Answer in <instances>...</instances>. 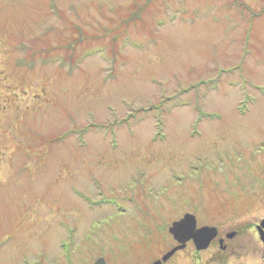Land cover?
<instances>
[{
  "label": "rangeland",
  "instance_id": "1",
  "mask_svg": "<svg viewBox=\"0 0 264 264\" xmlns=\"http://www.w3.org/2000/svg\"><path fill=\"white\" fill-rule=\"evenodd\" d=\"M261 169L264 0H0V264L129 263Z\"/></svg>",
  "mask_w": 264,
  "mask_h": 264
},
{
  "label": "flooded vegetation",
  "instance_id": "2",
  "mask_svg": "<svg viewBox=\"0 0 264 264\" xmlns=\"http://www.w3.org/2000/svg\"><path fill=\"white\" fill-rule=\"evenodd\" d=\"M263 174L264 169L255 173L248 187L250 171L238 172L240 183L237 184L251 190L241 196L217 201L213 204L215 211H202L199 202L195 214L184 210L183 214L170 219L167 226L142 230L144 235L137 242L142 244L134 245L131 261L124 264H264V180L260 177ZM235 176L233 174L232 178ZM254 184L259 187H253ZM186 215L194 217L192 236L195 237L186 238L185 235L182 237L185 239L178 242L169 228ZM150 221L151 225L155 224V219ZM145 226L143 224L142 229ZM103 259L104 264H109Z\"/></svg>",
  "mask_w": 264,
  "mask_h": 264
},
{
  "label": "water",
  "instance_id": "3",
  "mask_svg": "<svg viewBox=\"0 0 264 264\" xmlns=\"http://www.w3.org/2000/svg\"><path fill=\"white\" fill-rule=\"evenodd\" d=\"M194 225H195L194 217L191 215H186L183 220L173 223L169 228V232L178 242H180L181 240L183 241L185 239L182 238L185 235L186 238L195 237V235L192 236V232L195 228ZM184 231H186V233H184ZM170 254L165 256L163 260H165L168 256H170ZM94 264H104V259L99 258L95 261Z\"/></svg>",
  "mask_w": 264,
  "mask_h": 264
},
{
  "label": "trees",
  "instance_id": "4",
  "mask_svg": "<svg viewBox=\"0 0 264 264\" xmlns=\"http://www.w3.org/2000/svg\"><path fill=\"white\" fill-rule=\"evenodd\" d=\"M125 43H126V41H125ZM100 51H101L100 49H93V48L85 49L81 53V55L78 57V59L76 60L75 64L77 63V61H78V63H80L84 58L90 57L93 54L98 53ZM60 58H62V57L59 56V55H55V56H52L50 58H47V57L46 58H40V59H38V61H39L41 67H45V66L49 65L50 63L60 64V61L64 60V58H62V60ZM21 63L22 62H20L19 65ZM107 203L108 204H114V202H112V200L111 201H107Z\"/></svg>",
  "mask_w": 264,
  "mask_h": 264
}]
</instances>
